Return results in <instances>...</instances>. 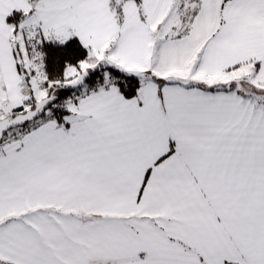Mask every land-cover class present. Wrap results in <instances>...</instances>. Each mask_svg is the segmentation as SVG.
I'll use <instances>...</instances> for the list:
<instances>
[{"label": "snow or ice", "instance_id": "snow-or-ice-1", "mask_svg": "<svg viewBox=\"0 0 264 264\" xmlns=\"http://www.w3.org/2000/svg\"><path fill=\"white\" fill-rule=\"evenodd\" d=\"M0 264H264V0H0Z\"/></svg>", "mask_w": 264, "mask_h": 264}]
</instances>
